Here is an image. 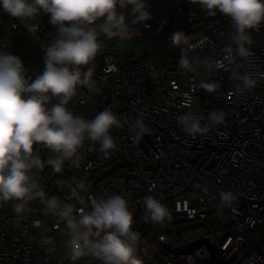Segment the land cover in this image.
<instances>
[{"label":"built area","instance_id":"2783aa9c","mask_svg":"<svg viewBox=\"0 0 264 264\" xmlns=\"http://www.w3.org/2000/svg\"><path fill=\"white\" fill-rule=\"evenodd\" d=\"M153 2L149 0L152 19L130 28V36L142 46L130 52L129 62L121 64L117 53L97 55L89 84L79 86L69 103L74 113L89 119L105 108L113 111L121 121L120 127L112 130L116 148L105 159L98 144L86 141L78 166L65 162L72 172L70 179H60L70 183L72 193L66 196L58 181L53 189L55 197L73 205L70 200L75 195L80 204L73 205L74 210H81L90 207L93 198L121 194L128 199L134 220L145 218L143 200L155 196L167 207L171 220L143 236L137 256L157 245L165 253L163 264H187L182 258L190 264H206L210 257L206 245L193 251L200 261L192 253L168 250L160 241L164 234L175 246L210 238L222 248L216 264H264V80L242 94L236 87L238 81L231 77L233 70L264 73V23L252 32L253 61L227 64L223 49L231 42V21L226 17L211 19L189 42L195 72L169 69L162 79L150 59L170 52L171 42L156 28ZM204 12L198 3L185 7L181 2H169L166 19L174 26L194 24ZM4 16L0 50L19 56L26 75L35 79L44 67L43 45L55 37L56 28L48 14H39L34 21L39 24L36 34ZM205 56L218 59L223 67L205 69L197 63ZM205 81L219 87L208 92L202 87ZM196 103L198 111L193 110ZM211 110H223L225 122L195 137L183 131L178 121L182 114L206 118ZM138 118L149 133L134 142L132 126ZM38 171L34 170V178ZM79 180L84 181L86 190L76 188ZM229 191L235 199L225 204L221 193ZM30 205L31 210L18 218L11 202L0 203V264H74L65 247L63 222L43 203L33 200ZM215 216L221 221L219 225ZM46 239L47 244L43 243ZM77 264L99 262L85 257Z\"/></svg>","mask_w":264,"mask_h":264},{"label":"clouds","instance_id":"9594fccd","mask_svg":"<svg viewBox=\"0 0 264 264\" xmlns=\"http://www.w3.org/2000/svg\"><path fill=\"white\" fill-rule=\"evenodd\" d=\"M210 16L217 14L231 21V42L223 49V61L239 64L253 61V31L264 23V0H194ZM48 14L56 35L43 45V70L35 79L26 75L22 59L0 50V203L11 202L18 218L30 210V202L39 198L45 209L67 230L65 247L69 258L77 264L91 257L99 264H143L137 252L144 242L143 235L133 227V212L128 199L121 194L93 198L87 209L74 210L73 205L55 196L45 198L33 172L50 165L53 172H62L66 161L78 166L81 149L86 141L98 144L99 152L109 158L116 143L112 135L120 127L119 117L110 109L98 111L91 119L74 113L69 103L79 86L88 85L94 61L103 41L131 35L132 25L145 24L152 19L149 0H0V14H6L36 34L39 14ZM157 24V18H156ZM171 43L181 49L180 68L193 70V48L183 30L170 35ZM186 45V47H185ZM212 71L223 67L214 57L197 61ZM233 80L240 93L256 88L264 73L233 70ZM202 87L213 92L218 84L202 82ZM55 99V103H52ZM223 110H211L207 117L193 113L182 114L178 121L190 136L204 135L225 122ZM133 140L139 142L149 133L142 119L132 126ZM51 153L42 160L38 147ZM78 190H86L83 180L76 182ZM232 192H222L221 200L231 204ZM145 219L162 228L171 220L167 207L155 196L143 200ZM105 232L96 240V233ZM43 243H48L46 239Z\"/></svg>","mask_w":264,"mask_h":264},{"label":"trees","instance_id":"16d2710c","mask_svg":"<svg viewBox=\"0 0 264 264\" xmlns=\"http://www.w3.org/2000/svg\"><path fill=\"white\" fill-rule=\"evenodd\" d=\"M179 2L183 3L185 7H192L196 4L194 0H183ZM164 15H166V13L162 14L159 17H163ZM217 17H222V16L219 14L215 16H210L206 12H204L202 14V18L198 22L194 24L179 23L176 26L172 25L167 19L163 18L158 24H156L157 26L156 28L160 30L170 42H171L170 35L173 31L183 30L188 35L189 37L188 42H190L194 37H196L197 35L201 34L204 31L205 26L208 21H210L213 18H217ZM3 18L4 20H6L5 16ZM2 24L3 22H1V19H0V33L2 29ZM180 55H181L180 47L174 46L172 43H171V51L161 54V56H172L173 58L180 57ZM35 180L38 183L39 188L44 187L45 198L55 196L53 189H54L55 184L60 179L56 178L52 172L45 171L44 168L40 169L37 172V175L35 176ZM35 201H37L38 203H42L39 198L35 199ZM134 221L135 223L133 227L136 230L140 231L143 236L156 227L155 225L151 223L150 220H146L145 218L139 217V218L134 219ZM93 239L100 240V239H103V237H101L99 233H96L93 236ZM146 253L147 252L141 253L137 257L143 261V264H152V261H150V257L145 255Z\"/></svg>","mask_w":264,"mask_h":264},{"label":"rangeland","instance_id":"374dc122","mask_svg":"<svg viewBox=\"0 0 264 264\" xmlns=\"http://www.w3.org/2000/svg\"><path fill=\"white\" fill-rule=\"evenodd\" d=\"M163 1H175V0H156V3L154 5V12L157 16H159V14L162 12L161 2ZM3 17H4V14H0L1 22L5 21ZM100 39L103 41V43L97 55L105 54L108 52H114L116 50H123V49L133 51L142 46V43L136 37H133V36L126 37L124 39L120 38L117 40L115 36L112 38H108L105 35H101ZM190 56L193 58V63H195L194 56L192 54H190ZM178 60H179V57L173 58L172 56H159V57L153 56L150 59V62L154 65V68L156 70L160 71L161 77L162 79H164L169 69L176 70L179 73L185 70V69L180 68V66L178 65ZM187 71L189 73L195 72L194 68L191 71L189 70ZM181 84L183 87L187 86L185 77H183ZM193 110L194 111L199 110L198 103L194 105ZM59 182L61 183L62 192L66 196L72 193L71 185L69 182H66L64 180H59ZM39 189L44 192V187H40ZM70 201L74 206H78L80 204L78 197L75 195L73 196V198H71ZM214 221L217 225L221 223V221L219 220L217 216L214 217ZM146 252L147 253L145 255L150 257V261H152V264H163L162 258L165 257V253L163 252V250H161L159 246L157 245L152 246L151 248L147 249Z\"/></svg>","mask_w":264,"mask_h":264},{"label":"water","instance_id":"95a60500","mask_svg":"<svg viewBox=\"0 0 264 264\" xmlns=\"http://www.w3.org/2000/svg\"><path fill=\"white\" fill-rule=\"evenodd\" d=\"M40 157L42 160L46 161L49 159V150L41 146L40 149ZM45 171H50L54 174V176L58 179H66L69 180L71 177V170L68 169L67 167L64 166V170L62 172H53L52 167L50 165H45L44 167ZM101 237L104 238L105 232H100L99 233ZM160 241L164 244V246L172 251L173 253H193V251L198 248L201 245H206L208 247V250L210 251V257L208 258L206 264H216L218 259L220 258L222 248H218L217 245L207 237H202L196 240L191 241L188 244L180 245V246H175L172 245L168 239L165 237V235H161ZM195 255V254H194ZM196 256V255H195ZM197 257V256H196ZM198 258V257H197ZM199 259V258H198ZM206 259V258H205ZM184 262L187 264H190L185 258H182ZM200 260V259H199ZM201 261V260H200ZM205 261V260H204ZM204 263V262H203ZM202 263V264H203Z\"/></svg>","mask_w":264,"mask_h":264},{"label":"crops","instance_id":"0c3cea01","mask_svg":"<svg viewBox=\"0 0 264 264\" xmlns=\"http://www.w3.org/2000/svg\"><path fill=\"white\" fill-rule=\"evenodd\" d=\"M179 1H183V0L163 1V2H161L162 12L160 13L159 16H161L162 14H165V13H166V15H164L163 17H159V16L156 15V18H157V24H158L163 18L166 19V17H167V13H168V3H169V2H179ZM155 3H156V0H154V2H153V10H154V5H155ZM128 37H130V36H128ZM115 38H117V40L120 39L119 36H115ZM130 51H131V50H127V49L116 50V51H114V52H108V53H105V54H101V55H99V56H103V55L110 54V53H117V55L119 56V59H120V61H121V64H126V63H128L129 60H130Z\"/></svg>","mask_w":264,"mask_h":264},{"label":"bare ground","instance_id":"6f19581e","mask_svg":"<svg viewBox=\"0 0 264 264\" xmlns=\"http://www.w3.org/2000/svg\"><path fill=\"white\" fill-rule=\"evenodd\" d=\"M99 56V55H98Z\"/></svg>","mask_w":264,"mask_h":264}]
</instances>
